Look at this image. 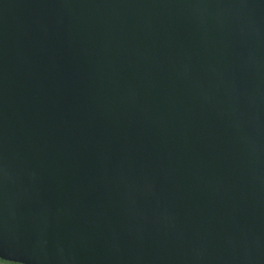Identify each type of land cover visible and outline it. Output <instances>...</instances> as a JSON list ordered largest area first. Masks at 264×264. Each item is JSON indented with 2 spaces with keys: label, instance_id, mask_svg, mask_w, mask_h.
Segmentation results:
<instances>
[{
  "label": "water",
  "instance_id": "95a60500",
  "mask_svg": "<svg viewBox=\"0 0 264 264\" xmlns=\"http://www.w3.org/2000/svg\"><path fill=\"white\" fill-rule=\"evenodd\" d=\"M0 260L264 264V0H0Z\"/></svg>",
  "mask_w": 264,
  "mask_h": 264
},
{
  "label": "trees",
  "instance_id": "16d2710c",
  "mask_svg": "<svg viewBox=\"0 0 264 264\" xmlns=\"http://www.w3.org/2000/svg\"><path fill=\"white\" fill-rule=\"evenodd\" d=\"M0 262H2V263H7V262H3V261H1V260H0ZM7 264H13V263H7Z\"/></svg>",
  "mask_w": 264,
  "mask_h": 264
},
{
  "label": "rangeland",
  "instance_id": "374dc122",
  "mask_svg": "<svg viewBox=\"0 0 264 264\" xmlns=\"http://www.w3.org/2000/svg\"><path fill=\"white\" fill-rule=\"evenodd\" d=\"M0 264H7V263H2V262H0Z\"/></svg>",
  "mask_w": 264,
  "mask_h": 264
}]
</instances>
